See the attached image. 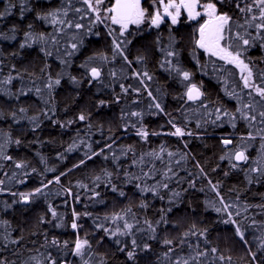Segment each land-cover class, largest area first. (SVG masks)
<instances>
[{"label": "trees", "instance_id": "16d2710c", "mask_svg": "<svg viewBox=\"0 0 264 264\" xmlns=\"http://www.w3.org/2000/svg\"><path fill=\"white\" fill-rule=\"evenodd\" d=\"M11 2L15 3L11 14L0 18V81L9 75L16 77L11 84L0 83V143L5 144L0 150V180L4 181L0 185L4 189L0 191V259L6 264H48L46 257L51 254L56 264H83L71 252L79 236L91 242L89 264H174L177 259L195 256L197 251L208 252L199 258L200 264H264V249L260 248L264 242V150L260 147L264 143L261 140L264 124L258 116L264 110V103L259 102L254 90L244 88L237 68L209 57L203 50H197L193 57L198 23L182 16L176 26L166 23L155 29L145 23L139 28L132 27L124 37L114 33L118 39L130 41L126 46L122 44L124 55L132 61L128 64L118 54L113 59L108 31L118 27L108 21L107 26L93 23L90 17L79 20L83 13L73 9L84 7L81 0H71V4L68 0H26L23 5L17 0ZM236 2L227 0L220 8L242 22V14L234 6ZM9 3L10 0H0V11L9 8ZM65 9L69 13L67 18L63 16ZM50 12H58V19L83 23L85 28L76 30L53 24L51 17L38 19ZM169 27L179 51L173 63L178 61L181 70L192 73L191 81H184L167 64L160 67L164 59L160 49L168 46ZM29 31L33 37L44 34L46 42L37 41L21 49L20 44L25 42V33ZM249 31L256 34L254 29ZM13 36L14 39L5 38ZM73 42L82 44L73 50L70 47ZM262 44L256 40L241 51L246 63L251 61L254 69L264 72ZM68 52L73 55H67ZM100 55L108 59L88 60ZM137 57L143 59L138 62ZM85 62L87 67H82ZM91 67L101 68L103 83L89 79L87 73ZM113 71L115 77L111 76ZM145 71L151 80L136 77L135 73ZM58 75L60 85L47 89L49 76L54 79ZM70 77H75L79 84H74ZM255 82L264 87L258 76ZM190 83L201 87L204 98L200 103L192 104L186 99V85ZM120 84L131 86L127 94L121 92ZM37 87L42 90L39 95L35 92ZM21 91L27 94L21 95ZM149 91L161 103L164 113L149 107L153 103ZM101 100L105 102L103 106L99 104ZM247 103L255 106L251 110L257 114L255 122L242 119L237 113ZM20 108L26 111L21 113ZM217 109L221 110L222 119L213 124ZM225 110L237 116L235 128L227 122L229 117L223 116ZM133 111L141 112L142 117L131 116ZM81 113L88 119L78 121ZM33 116L37 117L36 121L30 119ZM170 119L193 134L168 135L174 131L168 123ZM68 121L73 123L68 125ZM37 123L39 127L33 130ZM132 124L136 129L143 126L149 133L161 134H150L144 140L136 135ZM249 132L256 139H247ZM223 138L233 141L227 150L221 143ZM9 139H19L21 143L7 142ZM162 146L165 149L162 159L147 155L160 152ZM101 148L104 149L101 154L93 155ZM237 150H246L249 160L244 165L233 168L234 160L220 159L226 152ZM167 152L173 155L169 157ZM89 156L92 158L88 159ZM17 164L24 167L18 168ZM253 168L262 171L253 172ZM57 176L59 183L55 182ZM164 183L168 188L161 187ZM44 184L48 187L44 188ZM113 185L116 191L112 190ZM212 185H217V189ZM36 188H42L43 193L32 197L31 203L19 202V193L34 192ZM69 188L71 195L65 191ZM141 188H155L156 192H142ZM120 191L125 195L120 196ZM177 192L179 196L174 195ZM144 204L147 207H141ZM224 204L229 207L224 208ZM50 205L62 217L63 226H56L59 219L51 217ZM73 208L80 213L77 230L70 227ZM129 208L131 212L125 219L134 225L132 236L111 238L103 228H122L123 221L113 222L106 217L124 215ZM145 220L152 223L154 232ZM225 220L237 221L247 244L236 234L235 226L224 223ZM193 231L196 235L191 234ZM184 233L189 235L185 237ZM151 236L155 239H150ZM132 238L140 247L135 249V259L129 260L126 253L132 248ZM13 239L19 243L13 244ZM53 239L68 241V247L51 245ZM116 239L121 243L117 244ZM165 240L173 243L166 245ZM145 243L150 246L146 250L142 247ZM121 247L125 250L120 251ZM213 247L217 253L210 251ZM251 253L256 254L255 261ZM219 255L232 259L220 261Z\"/></svg>", "mask_w": 264, "mask_h": 264}, {"label": "snow or ice", "instance_id": "6c2138e0", "mask_svg": "<svg viewBox=\"0 0 264 264\" xmlns=\"http://www.w3.org/2000/svg\"><path fill=\"white\" fill-rule=\"evenodd\" d=\"M21 5L26 3V0H17ZM82 4L84 5L83 8H74L73 11L77 13H83V15L79 16V20H84L86 17H90L93 23H98L100 25H105V22H110L111 25H116L118 28H110L108 31V35L112 37V47H113V59L118 54L121 56L128 64H131L132 61L128 60V57L124 55V48L122 47V44L126 46V43H130V41H124L118 39L117 36L113 35L114 33L118 32L119 37H124L125 33L128 32L129 27L132 25H135L137 28H139L141 25L147 23L150 28L159 29L161 25L168 24L170 26H176L180 23L181 16H185L188 21H200L201 17L204 19L202 22L199 23L198 27L196 28V35L194 38V49H193V57L196 56L197 50H203L204 53H206L209 57H215L219 61H223L225 65H233L235 68L240 70V78L243 81V86L246 89H252L254 90L255 94L260 97V103H264V87L260 86L255 82L257 76L264 81V72L254 69L252 66V62H245V59L242 58V51L241 49H246L248 46H251L252 43L256 40L264 42V0H238V2L235 3V8L242 14V22L241 19H234L232 15H229L226 11H221L220 6L224 5L227 0H151L152 4V11L149 12V9L144 7L143 0H111L110 3H107L106 0H81ZM68 3L71 4V0H68ZM243 5V6H242ZM12 7H15V3H12L10 0L9 8L5 9L4 11H0V18H3L6 15L11 14L10 9ZM30 10V9H28ZM25 11V8H21V18H23V13ZM68 11L65 9L63 12V16L65 18L68 17ZM58 12H50L47 15L44 16H38V19L41 20H47L49 17H51V23H59L61 26L67 27V28H74L76 30H81L85 28V25L80 22H73L72 20L67 19H58ZM107 26V25H105ZM29 28L32 26L29 25ZM249 29L255 30V35L252 34ZM63 30V27L61 31ZM15 31V29H13ZM88 32H91V28H88ZM169 38H168V46L166 48H161V52L163 54V61L160 64V67L163 68L165 64L169 65L172 70H175L180 76H182L184 81H191L192 73L189 71L181 70L178 67V61L177 64H174L173 61L176 60L179 56L178 49L175 48L176 39L171 34V27H169ZM95 35H98V33H93ZM14 39L15 37H5ZM37 41H45L46 37L44 34H40L37 37H33V34L29 31L25 33V42L20 44V48L23 49L25 47H31L33 43ZM55 43V40L52 41ZM157 44H160L159 36L157 38ZM82 44V42H81ZM81 44L78 43H71L70 47L73 50L78 49V47L81 46ZM264 46V44H262ZM41 51H44V48H41ZM45 55L51 56V52H45ZM67 55L71 56L73 55L72 52H68ZM94 59H101V60H107L108 57L105 55L100 56H93L89 57L88 60H94ZM143 57H137L136 60L139 62L142 60ZM198 62V61H197ZM2 63V62H0ZM62 63H67V61H62ZM82 67H87V62H85ZM221 70H223V67H221ZM41 71H44L42 69ZM90 80L99 81L103 83L101 80L102 76V70L100 67H91L87 73ZM137 78H140L141 76L144 79L151 80L152 77L149 75L147 71L143 72L142 74L140 72L135 73ZM112 77L116 76L115 71L111 73ZM16 77H13L12 75H9L6 80L0 81V83L3 84H11L12 80ZM71 81L74 84H79V81L75 77H70ZM141 84H143V79L140 80ZM61 83V79L59 75L57 78H52L49 76L46 87L47 89L51 90L53 86H58ZM107 86V85H106ZM121 92L124 94H127L129 92L130 85L128 87H125L124 84L119 85ZM146 87V86H145ZM186 92L185 96L188 101H197L201 100V98L204 96V93L201 91V87H198L195 83H190L186 85ZM135 92H139V89H132ZM41 89L37 87L35 89V92L37 95L41 93ZM21 95H26L27 93L21 91ZM249 96L252 95V91H249ZM148 96L152 98L153 103L149 105L150 108H155L158 110L159 113H164V108L162 107L161 103L156 100V97L152 96L151 91L148 92ZM18 98V97H17ZM117 102H119V97H117ZM101 106L105 104L103 100L99 102ZM202 106L206 107V105ZM254 105L252 103H247L243 106V108H238L237 113L242 119L248 120L250 122H255L257 120V114H253L251 110L254 109ZM245 109L249 111H245ZM26 109L20 108L19 112L24 113ZM221 110L217 109L218 114L216 115L215 120L212 121L213 124H216V121L221 120L222 116L219 114ZM45 116H47V112L44 113ZM131 116L134 117H142V113L138 111H133L130 113ZM13 118H15L16 113H12ZM224 117H229L228 123H231L232 127L235 128V120L237 119V116L235 114H230L226 110L223 111ZM258 116L260 117V123L264 124V110H261L258 112ZM32 121H36L37 117L33 116L30 118ZM48 119H51L49 116ZM88 117L81 113L78 117V121H85ZM73 121H68L67 124H72ZM168 123L171 125L172 129L174 131L167 133L168 135L176 136V137H183L185 135L191 136L193 133L191 131H185L184 127L177 126V124L174 122V120L170 119ZM65 124H61V127H65ZM134 129H136V125H131ZM39 124L37 123L33 130L35 128H38ZM199 127V125H197ZM251 127V124L249 125ZM261 131H264L262 129ZM160 135L161 133L158 132H152L149 133V131L141 126L139 129H136V135L140 136L142 139L147 140L149 135ZM241 139H245L244 137H241ZM247 139L254 140L256 137L249 132L247 134ZM261 140H264V136H261ZM7 142L15 143L19 145L21 141L19 139L16 140H8ZM221 143L225 146V149H228V146L233 143V141L229 138H223L221 140ZM5 144L0 143V150L4 148ZM187 145H185L186 147ZM89 147H91L89 145ZM108 147H111V145H108ZM261 149L264 150V143L260 145ZM104 151L103 148H101L100 152L94 153L93 155H99ZM129 151H131V148H129ZM165 152V149L163 146L160 149V152H149L147 155L153 156L156 159H162V153ZM2 154V153H0ZM167 155L171 157L173 155L172 152H167ZM4 159L11 160V156H4ZM92 156H89L88 159H91ZM107 158V157H105ZM115 158V156H114ZM184 157L181 156V159ZM143 157H141V160ZM221 160L224 159H231L236 162H247L249 160V157L246 155V150H237L234 153H227L224 156L220 157ZM81 163H84V161H81ZM79 165H76L78 167ZM16 167L21 168L24 167L23 164H17ZM233 168L237 167L236 163L232 164ZM169 171L171 169L169 168ZM253 172H261L262 169L260 168H253ZM201 172H203V169H201ZM107 175L111 176V173H108ZM165 176L168 175L167 172L164 173ZM97 180L99 177L96 178ZM55 182H60V177L57 176L55 178ZM49 183H52V181H49ZM4 181L0 180V185H3ZM81 187L87 188V185H80ZM44 188L48 187V184L43 185ZM139 188L140 186L137 185ZM163 188H168V184L164 183L161 185ZM212 188L214 190L217 189V185H212ZM113 191H116L115 185L112 187ZM142 192H156L155 188H141ZM0 191H4L3 188H0ZM69 195H71V189L65 190ZM43 189L42 188H36L34 192H28V193H19V202L21 203H31L32 197L42 194ZM12 195H17V193H12ZM96 195H99V193H96ZM120 196H124L125 193L123 191L119 192ZM174 195L179 196L180 193H174ZM163 199V197H161ZM221 201L223 202V199L221 198ZM10 207V205H9ZM141 207H147L146 204L141 205ZM224 208H228L229 205L224 204ZM217 212L220 211L219 208L216 209ZM49 212L51 214V217L53 219H59V223L56 225L57 227L63 226V219L60 216V214L57 213L55 208L49 206ZM128 212H131V208L127 209L124 215L120 214H114L112 217L106 219H111L113 222L117 220L123 221L122 228L120 226H117L115 230H111L108 228H103V225H97V228H103L104 232L109 235L111 238L116 237H125V236H132V229L134 228V225L132 223H129L127 219H125V216ZM87 215V213H85ZM229 216H231V213H228ZM237 215H239V212H237ZM72 216L73 220L70 224V227L73 230H77L79 225L77 223V220L80 217V213H77L75 209L72 210ZM163 219V216L161 217ZM41 222L43 223V217L41 218ZM4 224L7 223V221L3 222ZM145 224L148 225L149 228L152 229V231H155V228L152 226V223L150 221L145 220ZM159 223V222H158ZM224 223H231L235 226V232L240 237L241 241H243L245 244H247V241L244 240V232L241 230L240 225L237 223L236 220H225ZM195 227V226H193ZM192 235H196V232H192ZM204 233H200V235H203ZM189 233H184V236L187 237ZM150 239H155L154 236L149 237ZM6 240L7 237H4ZM22 239V237H21ZM13 244L19 243V240L13 239L11 241ZM183 243V241H181ZM51 245L54 246H60L63 244L64 248L68 247V241H59L56 239H53L50 241ZM116 243L120 244L121 241L119 239H116ZM164 243L166 245H171L173 243L172 240H165ZM131 250L127 251L126 255L129 260H134L136 251L135 249L137 247H140V245L137 244V240L135 238L131 239ZM92 245L91 242L87 238H79L77 236V239L74 241V247L71 249L72 255L79 257L83 264H89V250L91 249ZM143 249L146 250L150 246L148 244H143ZM260 248L264 249V242H261ZM125 248L121 247L120 251H124ZM169 251H172V249H169ZM212 253H217L216 248H211L210 250ZM208 255L207 251H197L195 256L190 257L189 259H183L182 261L180 259H177L174 261V264H190V261L192 264H200L199 258L205 257ZM165 256H168V253H165ZM252 260H256V254L251 253ZM48 260V264H56V260L51 258V254H49L48 257H46ZM220 261L228 260L231 261V257H225L224 255H219L217 257ZM0 264H6V262L3 259H0ZM40 264V262H38Z\"/></svg>", "mask_w": 264, "mask_h": 264}, {"label": "rangeland", "instance_id": "374dc122", "mask_svg": "<svg viewBox=\"0 0 264 264\" xmlns=\"http://www.w3.org/2000/svg\"><path fill=\"white\" fill-rule=\"evenodd\" d=\"M143 4H144V7H146V8H148V9H150L151 7H152V4H151V0H143ZM183 16V15H182ZM182 16H181V18H182ZM180 18V19H181ZM204 18L203 17H201V19H200V21H195V22H197L198 23V25H199V23L200 22H202V20H203ZM147 24V23H146ZM144 25V24H143ZM143 25H141V26H143ZM165 24H163V25H161V27L162 26H164ZM118 27V26H117ZM132 27H136L135 25H132V26H130L129 27V30L132 28ZM128 30V31H129ZM223 62V61H222ZM224 63V62H223ZM228 66H231V65H228ZM233 66V65H232ZM234 67V66H233ZM238 71H239V74H240V70L238 69Z\"/></svg>", "mask_w": 264, "mask_h": 264}, {"label": "water", "instance_id": "95a60500", "mask_svg": "<svg viewBox=\"0 0 264 264\" xmlns=\"http://www.w3.org/2000/svg\"><path fill=\"white\" fill-rule=\"evenodd\" d=\"M202 91V90H201ZM203 98H204V96L201 98V100H197V101H188L189 103H192V104H196V103H200L202 100H203ZM236 164H237V166H242V165H244L245 164V162H236V161H234Z\"/></svg>", "mask_w": 264, "mask_h": 264}]
</instances>
